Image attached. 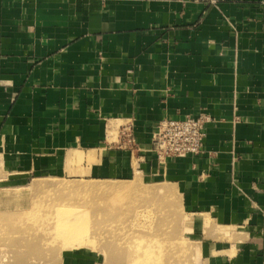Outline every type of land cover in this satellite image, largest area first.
<instances>
[{
	"label": "crops",
	"instance_id": "0c3cea01",
	"mask_svg": "<svg viewBox=\"0 0 264 264\" xmlns=\"http://www.w3.org/2000/svg\"><path fill=\"white\" fill-rule=\"evenodd\" d=\"M199 115L202 153L160 162L158 123ZM0 168L169 181L197 264H264V0H0Z\"/></svg>",
	"mask_w": 264,
	"mask_h": 264
},
{
	"label": "rangeland",
	"instance_id": "374dc122",
	"mask_svg": "<svg viewBox=\"0 0 264 264\" xmlns=\"http://www.w3.org/2000/svg\"><path fill=\"white\" fill-rule=\"evenodd\" d=\"M5 177L0 168V218L6 228L0 232V264H60L67 251L78 249L99 252V264L198 263L196 246L177 236L183 214L176 204H184L183 193L169 181L144 180L139 174L131 181L39 179L27 189H7ZM117 186H128L127 191H109ZM22 201L27 204H18ZM59 210L68 211L69 221L82 217L91 228L78 236L26 234L40 236L34 252L17 244L23 235L17 226L22 233L53 230Z\"/></svg>",
	"mask_w": 264,
	"mask_h": 264
},
{
	"label": "built area",
	"instance_id": "2783aa9c",
	"mask_svg": "<svg viewBox=\"0 0 264 264\" xmlns=\"http://www.w3.org/2000/svg\"><path fill=\"white\" fill-rule=\"evenodd\" d=\"M208 116L199 115L182 120L164 119L157 125L153 135V151L160 162L170 158L197 156L206 141ZM127 135V133L125 132ZM133 142L132 136H129Z\"/></svg>",
	"mask_w": 264,
	"mask_h": 264
},
{
	"label": "bare ground",
	"instance_id": "6f19581e",
	"mask_svg": "<svg viewBox=\"0 0 264 264\" xmlns=\"http://www.w3.org/2000/svg\"><path fill=\"white\" fill-rule=\"evenodd\" d=\"M125 187H128V186L111 187V188H109V191L114 192V193H122V192L127 191V190L124 189ZM77 205L78 204H72L70 207L77 206ZM61 211H63V210H61ZM61 211L59 210V212H57V214H56V215H60V216L58 217L57 220H55V221L58 222V224L55 225L53 230H51L49 228H47V230H45V231H38V230L36 231V230H32L31 229V230H28V231H23V233H22L21 232L22 226H17L15 228V230H17V234L18 233L19 234L20 233L23 234V235H21V237L19 236V239L16 241L17 244L21 245V246H25L26 245V248H28V250H30L31 252H34V250L37 249L38 246H37V244L34 245L33 242H34L35 238L38 239L40 236L39 237L35 236L33 238H27V237H23V236H27L29 234H32V235L40 234V235H43L41 237V238H43L48 233H52V234L57 233V235L59 234L60 236H63V234H65V233H69L70 235L72 234L74 236H78L77 234H79L80 232H88L87 230H89V228H91V226L89 224H87V223L82 221L83 220L82 217H81V219L78 218L76 221H74V220L69 221L68 220L69 217L66 216V213H68V211L67 212H65V210L63 212H61ZM53 214L55 215V213H53ZM79 220H81V221H79ZM51 221H54V220L50 219V222ZM13 222H14V220H13ZM34 223H38V222H34ZM1 224H2V220L0 218V230H1L0 232H2L3 230L6 229L5 227L3 228V226H1ZM6 225H7V222L5 223V226ZM32 226L34 227V225H32ZM66 226H68V227H66ZM63 227H65V228L63 229ZM81 234H83V233H81Z\"/></svg>",
	"mask_w": 264,
	"mask_h": 264
}]
</instances>
